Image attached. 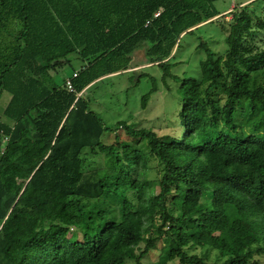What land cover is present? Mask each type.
<instances>
[{
    "label": "trees",
    "instance_id": "1",
    "mask_svg": "<svg viewBox=\"0 0 264 264\" xmlns=\"http://www.w3.org/2000/svg\"><path fill=\"white\" fill-rule=\"evenodd\" d=\"M216 1L0 0V100L10 94L0 110V264H142L164 233L174 247L161 264L264 254V46L255 42L264 16L235 7L225 55L198 46L199 79L173 75L166 61L183 34L219 15ZM146 44L160 50L150 63L180 82L183 131L118 126L148 141L157 181L134 175L147 166L142 150L102 141L103 119L79 96ZM72 55L82 65L70 92L54 76ZM186 247L216 249L217 259Z\"/></svg>",
    "mask_w": 264,
    "mask_h": 264
},
{
    "label": "rangeland",
    "instance_id": "2",
    "mask_svg": "<svg viewBox=\"0 0 264 264\" xmlns=\"http://www.w3.org/2000/svg\"><path fill=\"white\" fill-rule=\"evenodd\" d=\"M214 6L219 15L206 23L199 24L192 32L183 34L172 54L166 59L167 63L171 64L170 72L173 75L181 78L201 77L200 64L207 55L204 47H198L201 43H206L217 57L225 55L226 37L233 21L235 7L243 6L249 11L254 10L258 15L264 16V0H218ZM255 42L259 46H264V37H257ZM162 50L164 49H161V52ZM159 51L156 45L152 46L150 51L147 44L141 46L121 65L118 64L116 68L119 71L95 80L79 94L89 102L90 109L98 113L104 121L106 129L102 141L106 144L114 143L118 136L120 141H126L142 150L148 156L147 166L144 170L135 171L134 175L141 179L156 181L161 178L162 167L158 159L151 154L148 141L131 137L125 127L118 126V122H125L137 129H151L159 136H178L182 133L180 82L173 76L165 77L163 68L158 63H150L151 58L148 57L150 54L156 56ZM70 58V63L64 65L54 76L56 82L63 83L82 65L80 59L73 55ZM154 86L157 90L150 94L147 106L143 108L142 98L149 94ZM9 98L10 94L4 92L0 100V110ZM87 151L88 149L85 152ZM104 162L105 157L100 155L95 158L94 163L104 166ZM155 188L158 193L159 185L155 184ZM129 195L135 201L134 195L132 193ZM71 229L69 237L82 240L83 229L74 227ZM173 247L171 237L164 233L156 247L143 258L142 264H161L162 255L167 254ZM185 250L189 254L203 255L209 261L216 260L218 255V251L213 248L186 247ZM223 259V257L219 258V260ZM252 262L264 264V254L256 255ZM127 264H135V262L128 260ZM166 264H179V261L176 258Z\"/></svg>",
    "mask_w": 264,
    "mask_h": 264
},
{
    "label": "built area",
    "instance_id": "3",
    "mask_svg": "<svg viewBox=\"0 0 264 264\" xmlns=\"http://www.w3.org/2000/svg\"><path fill=\"white\" fill-rule=\"evenodd\" d=\"M160 13H161V10L158 11V12H156V13L154 14V17H158V16L160 15ZM149 22H150V21H147V24H148ZM77 74H78V73L75 72L73 76H77ZM65 87H66V89H67L68 91H70V92H73V91H74V87H73V84H72L71 79H67V80H66ZM72 228H73V227H72Z\"/></svg>",
    "mask_w": 264,
    "mask_h": 264
}]
</instances>
